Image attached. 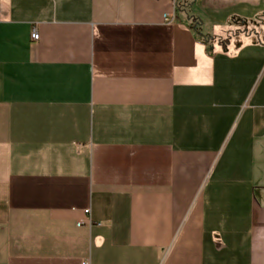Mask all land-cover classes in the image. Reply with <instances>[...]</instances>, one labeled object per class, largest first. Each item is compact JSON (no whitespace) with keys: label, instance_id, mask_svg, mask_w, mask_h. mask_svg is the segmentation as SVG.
Segmentation results:
<instances>
[{"label":"crops","instance_id":"0c3cea01","mask_svg":"<svg viewBox=\"0 0 264 264\" xmlns=\"http://www.w3.org/2000/svg\"><path fill=\"white\" fill-rule=\"evenodd\" d=\"M86 261L264 264V0H0V264Z\"/></svg>","mask_w":264,"mask_h":264},{"label":"built area","instance_id":"2783aa9c","mask_svg":"<svg viewBox=\"0 0 264 264\" xmlns=\"http://www.w3.org/2000/svg\"><path fill=\"white\" fill-rule=\"evenodd\" d=\"M199 0H192V2H197ZM164 21L166 23H170V22H173L174 21V17L171 15H164ZM31 40L32 41H37L38 40V34L36 32V30H32L31 32ZM86 216H88V220H89V209H85L84 212H83ZM78 225H81V224H78ZM82 264H89V262H83Z\"/></svg>","mask_w":264,"mask_h":264}]
</instances>
